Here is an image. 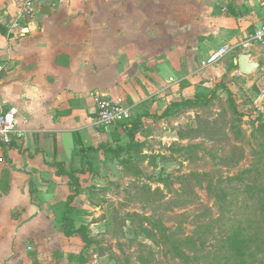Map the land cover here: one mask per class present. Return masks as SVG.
Returning a JSON list of instances; mask_svg holds the SVG:
<instances>
[{"label":"crops","instance_id":"1","mask_svg":"<svg viewBox=\"0 0 264 264\" xmlns=\"http://www.w3.org/2000/svg\"><path fill=\"white\" fill-rule=\"evenodd\" d=\"M262 21L264 0H0V115L15 110L25 133L0 147V264H53L30 255L31 244L71 239L54 220L71 194L54 164L82 168L77 140L129 142L121 129L94 126L98 100L144 106L141 122L173 114L222 54L253 58Z\"/></svg>","mask_w":264,"mask_h":264},{"label":"rangeland","instance_id":"2","mask_svg":"<svg viewBox=\"0 0 264 264\" xmlns=\"http://www.w3.org/2000/svg\"><path fill=\"white\" fill-rule=\"evenodd\" d=\"M253 51V61L260 64L255 74L243 76L238 53L230 50L216 60L214 67L198 73L199 79L191 91L186 93L188 85L180 82L179 91L185 92L183 99L201 95L200 101L173 114L157 116L155 120L143 119L135 135L137 146L129 152L92 155V173L82 177L86 192L76 198L72 213L76 226L87 228L89 245L82 240V235L63 243L57 238V244L54 241L50 245L38 239L31 244L29 254L41 257L39 262L53 264H139L136 260L139 252L151 249L159 264H180L168 254L159 229L151 222L170 229L182 227L184 236L193 238L199 224L219 216V206L208 192L210 183L223 184L224 189L229 184L255 185L247 170L257 167L264 188V126H261L264 122V50L256 46ZM221 85L225 87L216 89ZM143 107H134L133 119L144 116ZM200 121L217 124L219 137L209 139L202 135L179 139V130L198 128ZM112 133L116 135L117 131ZM115 137L112 136L114 140ZM127 142L126 139L123 144ZM235 149L244 152L243 159L230 167L224 165L225 158ZM192 174L208 176L202 177L201 183L197 179L189 180L196 192L194 200L172 211L165 209L168 200L176 198L180 178ZM137 187L160 188L166 198L149 206ZM66 201L67 198L54 206L57 227L61 226V210ZM207 210L210 216H205ZM145 230L156 232V236Z\"/></svg>","mask_w":264,"mask_h":264},{"label":"trees","instance_id":"3","mask_svg":"<svg viewBox=\"0 0 264 264\" xmlns=\"http://www.w3.org/2000/svg\"><path fill=\"white\" fill-rule=\"evenodd\" d=\"M0 31L5 34L4 29ZM221 87L225 86L221 85L216 89ZM226 90L229 91L227 88ZM201 97V95H197L194 98L183 99L178 109L194 105L196 101H200ZM170 111L171 108H168L162 115H167ZM141 119L142 116H138L128 123L118 125L129 138L126 146L113 147L102 144L98 148H84L82 143L77 140L76 154L82 158V168L66 171L63 164H54L57 167V175L67 176L70 179L71 194L61 210L60 232L66 238L82 235V240L87 245L90 244L91 240L87 228L85 226L77 227L72 218L73 204L76 198L86 192L80 183L81 176L92 173V155L99 154L101 151L107 154L120 155L135 148L138 143L135 135L141 125ZM261 126H264V122ZM216 128L217 124L210 125L200 121L198 128L184 127L179 130V139L184 140L202 135L209 139H216L219 137ZM243 157L244 152L241 149H235L229 157L225 158L223 164L229 167L233 166L240 162ZM247 173L253 176L255 185L234 187L229 184L227 189L223 188V184L213 185L210 183L208 185V192L215 198L219 206V216L205 224H199L193 238L185 237L182 227L170 229L158 222H151L155 229H159L158 232L163 238V244L171 257L178 260L180 264L201 262L208 264H264V188L261 187L262 184L260 183L262 174L259 173L257 167L247 170ZM202 177L208 176L202 175ZM202 177L199 174L181 177V185L177 190L176 198L168 200L165 209L172 211L174 208L191 203L196 197V192L189 180L193 178L201 183ZM136 189L142 192L143 196H146V204L149 206L153 205L156 200L160 201L162 198H166L164 191L160 188L152 190V188L137 187ZM30 193L32 199L38 201L37 190L31 187ZM210 214V210H207L205 216H210ZM134 217L141 218L139 215ZM145 232L156 236L154 231L145 230ZM136 260L139 264H159L155 252L151 249L139 252Z\"/></svg>","mask_w":264,"mask_h":264},{"label":"built area","instance_id":"4","mask_svg":"<svg viewBox=\"0 0 264 264\" xmlns=\"http://www.w3.org/2000/svg\"><path fill=\"white\" fill-rule=\"evenodd\" d=\"M26 15L32 13L31 9H27ZM25 14H19V19H24ZM9 31L20 29L18 21L6 26ZM253 43L260 49L264 50V21L256 27L253 35ZM222 54V53H221ZM217 57V56H216ZM213 57L208 64L216 60ZM207 63H203L205 67ZM134 117L133 108L121 101L112 99L98 100L97 111L93 117V124L96 128L109 130L118 125L130 122ZM25 133L18 127L17 112L9 110L0 115V147L9 148L17 141L23 140Z\"/></svg>","mask_w":264,"mask_h":264},{"label":"water","instance_id":"5","mask_svg":"<svg viewBox=\"0 0 264 264\" xmlns=\"http://www.w3.org/2000/svg\"><path fill=\"white\" fill-rule=\"evenodd\" d=\"M260 68V64L254 62L251 54H244L240 57L239 70L243 76L249 77L255 74Z\"/></svg>","mask_w":264,"mask_h":264}]
</instances>
